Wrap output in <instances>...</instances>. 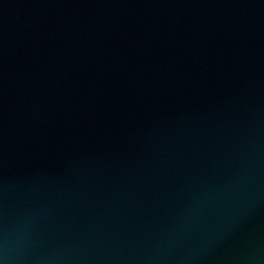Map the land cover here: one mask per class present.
<instances>
[{
  "label": "water",
  "instance_id": "water-1",
  "mask_svg": "<svg viewBox=\"0 0 264 264\" xmlns=\"http://www.w3.org/2000/svg\"><path fill=\"white\" fill-rule=\"evenodd\" d=\"M0 264H264V0H0Z\"/></svg>",
  "mask_w": 264,
  "mask_h": 264
}]
</instances>
